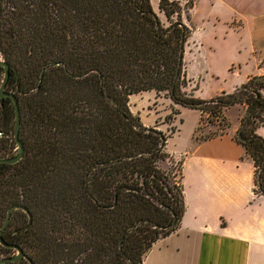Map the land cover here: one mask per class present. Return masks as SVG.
Instances as JSON below:
<instances>
[{"label":"trees","instance_id":"1","mask_svg":"<svg viewBox=\"0 0 264 264\" xmlns=\"http://www.w3.org/2000/svg\"><path fill=\"white\" fill-rule=\"evenodd\" d=\"M157 7L163 18L150 0H0L5 91L17 100L23 146L17 162H0V228L14 204L32 216L27 226L25 211L11 212L2 238L27 258L2 264H141L185 211L182 160L166 150L179 107L217 122L219 133L197 142L225 134L223 111L246 107L244 140L233 138L253 163L254 192L264 196V138L255 133L264 124V81L195 97L182 63L190 33L182 16L192 2ZM151 91L170 110L146 126L129 99ZM14 129L13 98L5 96L0 159L17 154ZM14 252L0 245V257Z\"/></svg>","mask_w":264,"mask_h":264},{"label":"crops","instance_id":"2","mask_svg":"<svg viewBox=\"0 0 264 264\" xmlns=\"http://www.w3.org/2000/svg\"><path fill=\"white\" fill-rule=\"evenodd\" d=\"M190 1L192 8L182 16L190 30L182 63L189 85L197 88L194 96L204 99L198 95V80L204 72L206 51L216 47L217 65L224 66L231 77L230 87L220 88L218 95L231 94L251 78L264 75V0ZM150 3L163 18L158 13V0ZM200 6L205 10L195 20ZM193 60L200 67L197 71L192 68ZM236 106L243 114L234 134L246 113L244 105ZM178 109L180 113L187 108ZM162 113L154 111L155 120L143 122L153 126L166 114ZM262 128L264 124L255 133L259 135ZM227 130L189 151L172 154L181 157L182 164L191 163L183 176L185 211L177 230L155 242L141 264H264V196L254 192L253 163Z\"/></svg>","mask_w":264,"mask_h":264},{"label":"rangeland","instance_id":"3","mask_svg":"<svg viewBox=\"0 0 264 264\" xmlns=\"http://www.w3.org/2000/svg\"><path fill=\"white\" fill-rule=\"evenodd\" d=\"M203 9L204 8L202 6L199 7V12L194 16L195 20L199 19ZM160 16L162 17V15ZM202 60H204V57H202ZM205 60L206 61H203L202 69H204V72L206 71V73L203 72V75L198 80L199 83L198 95L203 97L204 99H209L214 97L215 95H218L220 93L219 90L220 88L228 89V87H230L231 84L230 81L231 77L230 78L228 77L230 75V72L226 71L224 69V66L217 65V47L216 50L210 49L206 51ZM192 68L195 71H197V69L200 68L195 60L192 61ZM168 104H169L168 101L165 98H163L162 95L156 97L153 91L143 94H135L132 95L129 99V105L131 111L133 113H136L137 111L139 113L138 115L142 122L143 121L151 122L150 119L155 120V115L153 114L154 111H159L162 113V111H165V109L170 110ZM225 111L221 113V117L223 119V116L226 115L227 118L226 121L228 120L229 122V128L227 132L229 135H233L234 134L233 128H235L238 125L240 121V117L243 114L242 109L236 105H233L226 111V114ZM161 116L163 117V115ZM162 117H160V119H162ZM199 117L200 116L198 111L187 108V109H181L179 115L174 120L173 125L176 131L170 137H168L166 141V150L171 149L170 150L171 152L169 153L171 155L172 161L177 162L181 160V157L177 155L173 156L172 154H177L178 152L183 153L184 151L183 149L189 151L191 150V146H197L198 143L200 142H197L196 139L200 137L202 138L208 137L216 133H219L218 131L219 127L217 125V122H214V118H211L212 117L211 115H209L208 113L204 114L201 121H199ZM212 122L215 123V126L210 124ZM143 124L146 126H151L145 124L144 122ZM219 124H221V122ZM236 132L234 136H236ZM259 135L264 138V128L259 130ZM190 166H191L190 162H188L186 165L182 164L181 167L182 186H183V176L185 175V173L189 171Z\"/></svg>","mask_w":264,"mask_h":264},{"label":"water","instance_id":"4","mask_svg":"<svg viewBox=\"0 0 264 264\" xmlns=\"http://www.w3.org/2000/svg\"><path fill=\"white\" fill-rule=\"evenodd\" d=\"M0 66L3 68V78H2L1 83H0V101H2V99L5 96H11L13 98V103L15 106L14 138H15L17 148H18L17 154L15 156H13L12 158L0 159V162L15 163L22 157V154H23V146H22L21 141L19 140V125H20L19 108H18L16 98L13 95H10L5 91V85H6L8 75H9V66L2 59H0ZM254 81H264V75L254 77ZM242 128H243V125H241L239 130L236 132V138L238 140H241V141L244 140V138L241 135ZM15 209H22L23 211H25L27 213L28 220H29L27 226L30 225L31 221H32L31 213L29 212L28 208H26L25 206L20 205V204H14L8 208L6 218H5L3 224L0 228V245L7 247V248H14L16 250V252L12 256L0 258V264L8 262V261L17 262V261H20L22 258H27L20 247L14 245V244H9V243L5 242L2 238V232L4 231V229L6 228L8 222H9L11 212Z\"/></svg>","mask_w":264,"mask_h":264},{"label":"flooded vegetation","instance_id":"5","mask_svg":"<svg viewBox=\"0 0 264 264\" xmlns=\"http://www.w3.org/2000/svg\"><path fill=\"white\" fill-rule=\"evenodd\" d=\"M14 254H15V253H14ZM14 254H13V255H14ZM10 256H12V255H10ZM7 257H9V256H7Z\"/></svg>","mask_w":264,"mask_h":264},{"label":"built area","instance_id":"6","mask_svg":"<svg viewBox=\"0 0 264 264\" xmlns=\"http://www.w3.org/2000/svg\"><path fill=\"white\" fill-rule=\"evenodd\" d=\"M1 83V82H0ZM0 136H1V133H0Z\"/></svg>","mask_w":264,"mask_h":264}]
</instances>
